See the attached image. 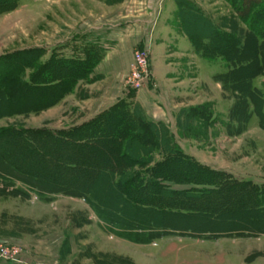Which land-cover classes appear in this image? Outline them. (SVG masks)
Returning <instances> with one entry per match:
<instances>
[{"label": "rangeland", "instance_id": "rangeland-1", "mask_svg": "<svg viewBox=\"0 0 264 264\" xmlns=\"http://www.w3.org/2000/svg\"><path fill=\"white\" fill-rule=\"evenodd\" d=\"M5 1L0 7V58L29 53L38 65L87 61L90 73L56 106L2 118L0 130L68 131L116 113L109 124L99 125L106 130L127 111L133 122L151 123L161 135V140L148 138L143 145L149 166L163 160L162 144L167 143L201 166L251 184L255 195L264 197V129L259 118L252 114L248 123L237 124L232 116L236 95L215 80L225 64L199 60L194 46L187 50L185 44L191 41L189 34L209 32L203 19L227 31L245 30L232 0L0 3ZM139 56L150 67L149 78ZM138 75L141 90L128 91ZM97 149L105 152L100 145ZM0 155V248L15 260L0 259V264H264V211L245 207L238 196L224 203L212 196L214 205L203 217H153L158 230L152 233L123 231L110 225L131 226L135 220L118 221L131 211L120 216L117 206L109 217L118 220H108L91 197L62 192L77 183L91 184L94 167L71 172L62 162L57 168L49 154L32 157L11 139L0 142ZM4 163L15 169L14 176L6 173ZM142 220L137 222L147 218ZM132 233L137 241L125 238ZM145 235L153 240L142 242Z\"/></svg>", "mask_w": 264, "mask_h": 264}, {"label": "trees", "instance_id": "trees-1", "mask_svg": "<svg viewBox=\"0 0 264 264\" xmlns=\"http://www.w3.org/2000/svg\"><path fill=\"white\" fill-rule=\"evenodd\" d=\"M232 2L234 13L245 30L235 27L227 31L203 19L201 22L209 32L189 34V39L201 58L225 63L227 72L216 76L215 80L225 91L236 95L232 116L237 124L245 125L254 114L264 129V85L262 89L252 86L256 78L264 77V0ZM6 4L7 1L0 3V7ZM28 54L0 58V119L38 114L56 106L73 91L76 81L90 73L87 61L77 65L64 61L38 65L37 59ZM114 115L116 113L109 117L103 115L99 123L68 131L6 128L0 130V142L14 140L36 158L49 154L57 168L66 162L71 172H80L81 166L87 169L94 167L91 184L77 183L74 188L62 192L91 197L99 204L97 208L103 209L102 218L106 215L108 220H118L117 217H109L110 211L115 213L117 206L120 216L122 211H131L127 217L122 216L118 220H135L130 223L132 228L128 223H122L131 232L152 233L154 229L158 230V222L151 220L153 217L207 216L214 205L210 201L212 196L218 197L219 203L238 196L245 201V207L250 205L256 212L263 213L264 197L255 195L257 189L251 184L233 181L224 172L201 166L167 143L162 144L165 147L163 160L149 166L151 162L146 160L148 152L143 145L148 138L161 140L159 132L152 129L151 123L142 124V127L140 123L133 122V116L127 111L113 121L115 125L106 130L100 128ZM99 145L112 157L108 158L105 152L101 154L97 149ZM138 154L145 157L140 158ZM7 165L4 163L3 169L14 176L15 169ZM29 183L38 185L34 180ZM172 186L184 189L176 190ZM256 203L257 206L253 205ZM143 218H147L146 222H137ZM133 235L125 238L136 240ZM152 235H145L142 242L153 240Z\"/></svg>", "mask_w": 264, "mask_h": 264}, {"label": "built area", "instance_id": "built-area-1", "mask_svg": "<svg viewBox=\"0 0 264 264\" xmlns=\"http://www.w3.org/2000/svg\"><path fill=\"white\" fill-rule=\"evenodd\" d=\"M138 64L141 65V67H143L145 69V75L149 78L150 76H152L151 71H150V67L148 66V64L145 62V60L143 59V57L139 56L138 59ZM141 76L138 75V77L136 78L135 81L131 82V85H129L130 90L128 91H139L142 88V83H141ZM0 259H4L7 261H15L14 258H10L2 248H0Z\"/></svg>", "mask_w": 264, "mask_h": 264}, {"label": "crops", "instance_id": "crops-1", "mask_svg": "<svg viewBox=\"0 0 264 264\" xmlns=\"http://www.w3.org/2000/svg\"><path fill=\"white\" fill-rule=\"evenodd\" d=\"M155 11V10H154ZM205 17H207V18H209V16L207 15V14H205ZM210 20H211V18H209ZM212 22V24H214V25H216V26H219L216 22H213V21H211ZM146 41V40H145ZM143 43H146V42H143ZM185 44H186V46H188L187 47V50H192V42L191 41H188V40H186L185 41ZM195 57L196 58H198L199 60L201 59V60H204L205 62H207V63H210L209 61H207V60H205V59H203V58H201L200 56H198V54H195ZM198 60V61H199ZM221 63H224L222 60H219ZM200 63V62H199ZM225 64V63H224ZM204 66V65H203ZM206 68V67H205ZM227 72V68H226V65H225V72L224 73H226ZM224 73H222V74H224ZM216 77V76H215ZM210 78H213V75L211 74L210 75ZM263 78V79H262ZM260 79H262V83H261V87H258V85H256V83L260 80ZM263 85H264V77H258V78H256L254 81H253V83H252V86L254 87V88H256V89H262V87H263ZM110 226H112V227H116V228H120L121 230H123V231H125L126 230V227L125 226H123L122 224H120V225H110ZM128 228V227H127ZM164 230V229H163Z\"/></svg>", "mask_w": 264, "mask_h": 264}]
</instances>
